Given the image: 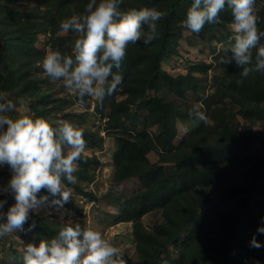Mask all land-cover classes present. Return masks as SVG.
<instances>
[{"label":"trees","instance_id":"16d2710c","mask_svg":"<svg viewBox=\"0 0 264 264\" xmlns=\"http://www.w3.org/2000/svg\"><path fill=\"white\" fill-rule=\"evenodd\" d=\"M88 2L8 0V9L0 8V103L27 101L31 104L28 114L32 118L43 117L51 122L53 117L67 121L69 107L80 105L90 109L91 97L81 102L76 92L75 96L58 97L45 90L49 77L38 75L43 72L42 60L46 53L36 46L39 35L47 33L48 44L62 54H72L73 39L80 34L68 32L65 37H58V23L82 13ZM258 2L262 5L259 27L264 29V0ZM190 4L191 0H123L121 5L123 9L156 7L165 15L158 21L156 40L148 46L139 42L128 46L119 69L122 84L111 95L98 99L94 109L96 116L106 117L105 130L117 140L113 156L115 168L154 170L155 180L124 200L125 208L116 222L133 223L138 264H159L162 256L169 264H246L250 259L264 263V234L257 233V228L264 223L261 219L264 217V156L250 153L255 144H261L264 149V73L253 72L242 78L239 75L242 68L235 62L220 63L221 57L231 55L228 50L220 51L216 56L219 73L210 95L213 102L208 98L204 101L206 107L212 106L206 114L207 123L201 122L180 144L174 145L180 123L199 122L194 114L198 111H190L193 112L190 116L177 103L186 100L190 92L203 97L196 91L197 70L174 77L162 68L164 61L179 54V42L186 27L182 21ZM219 16L221 23L205 24L199 33L193 34L208 43L217 40L215 34L224 38L222 31L231 23L232 16L227 8ZM165 94H172L173 101H167ZM141 107L146 112L145 127L156 128L155 134L139 133L137 127H124L125 121L140 117ZM232 112L251 120L250 124L244 128L230 124ZM9 115L18 117L17 111ZM256 126L260 127L259 131L254 130ZM82 133L84 141L94 148L102 146V137L84 130ZM167 146L174 150L163 152ZM151 153L161 155L163 162L160 163H171L174 170L166 172L163 165L152 164L148 158ZM100 165L97 156L81 154L73 173L75 181L63 182L77 189L80 195L94 198L76 182H92ZM10 176L8 169L5 182ZM11 202H15L13 198ZM63 207L75 211L74 202H67ZM153 211L162 213L164 221L148 229L141 219ZM33 221L36 226L24 238L27 244L37 246L42 239L53 237L63 224L49 217L31 215L24 225L25 231ZM185 234L190 244L181 249ZM254 234L261 243L259 248L250 246ZM199 236L206 242H199ZM172 249L179 253L178 258L172 257ZM15 254L22 264L23 255Z\"/></svg>","mask_w":264,"mask_h":264},{"label":"clouds","instance_id":"9594fccd","mask_svg":"<svg viewBox=\"0 0 264 264\" xmlns=\"http://www.w3.org/2000/svg\"><path fill=\"white\" fill-rule=\"evenodd\" d=\"M122 3L123 0H89L82 13L61 19V32L80 34L72 54L49 50L42 60L45 74L53 81H62L68 91H75L81 102L85 97L102 99L111 95L122 84L119 69L128 46L138 42L148 46L158 38L163 11L156 7L123 9ZM255 3L256 0H191L182 21L188 30L199 33L205 24L221 23L219 13L229 9L233 43L228 50L231 55L221 57L220 63L235 62L242 68V78L253 72L264 73V29L259 27ZM16 108L12 101L0 103V167L6 165L11 174L7 183L0 185V237L25 230L30 213L42 206L63 208L71 195L63 181H75L76 161L85 151L79 126L27 115L11 118L9 114ZM194 114L207 123L205 113ZM9 195L15 202L5 211ZM261 219L264 221V217ZM35 226L34 221L28 223L27 231ZM257 233L264 234V223ZM250 246L261 247L255 234ZM22 264H126V260L101 232L69 221L38 246L27 244Z\"/></svg>","mask_w":264,"mask_h":264},{"label":"rangeland","instance_id":"374dc122","mask_svg":"<svg viewBox=\"0 0 264 264\" xmlns=\"http://www.w3.org/2000/svg\"><path fill=\"white\" fill-rule=\"evenodd\" d=\"M8 0H0V8L5 10L8 9ZM262 5L256 0L255 11L258 16ZM225 34L224 38H220L218 34L216 41L212 43L202 42L199 37L193 34L186 27L184 28L183 37L179 42L178 55H174L172 58L167 59L162 63V68L167 71L170 75L176 77L178 75H187L191 70H197V88L196 91L201 93L203 97L197 96L196 93L190 92L188 98L183 100L178 104V108L184 113L190 111H200L208 114V111L212 109V106L206 107L204 104L205 99L208 98L210 103L213 102L211 93L214 91V79L219 73L216 70V56L220 51L229 50L230 45L233 41L230 39L232 32L229 25L225 30L222 31ZM1 34V33H0ZM67 33L58 32L56 36L65 37ZM76 39H73V43ZM49 34H40L38 40L36 41V46L41 50H45V53L49 50H57L54 46L48 44ZM74 45V44H73ZM205 65H210L211 68L207 69ZM40 72L38 77L46 78L44 70ZM45 90H50L57 94L58 97H68L75 96V91H68L63 85L62 81H53L49 77V82L45 85ZM167 101H173L172 94L164 95ZM99 98L91 97L90 109H85L80 105H75L69 107L67 113L70 114V118L67 121L79 126L82 130L94 133L99 137H102L103 144L101 147L94 148L91 144L85 142V151L82 153L89 157L97 156L101 161L100 167L97 169L95 179L90 183L76 182V184L83 187L87 193H92L93 197H88L80 195L74 187H67L70 190V199L68 202L75 203V211L71 212L65 207L63 208H49L40 207L31 215H37L42 217H49L50 220L56 223H67L72 221L73 223H80L82 227L87 225L89 228L101 232L105 238L110 240L114 246L120 249L121 254L126 260V264H138L139 255L136 252L135 240L133 237V223L132 222H116L117 219L122 215L124 200L130 195L139 192L144 187L150 185L154 180V170H118L114 166L113 156L117 149V140L107 133L106 128V117L96 116L94 109ZM175 99V98H174ZM176 101V99H175ZM16 111L18 117L22 115L32 116L28 114V108L30 103L27 101H21L17 103ZM109 113L107 110L106 114ZM146 112L144 107L140 109V117L134 121H125L124 127L132 128L137 127L139 133L151 132L155 134L157 132L156 128L147 129L144 125V116ZM54 122H59L57 118L53 117ZM203 122L193 123H180L179 134L174 145H178L181 141L193 130L198 128V125ZM251 120H245L236 113H231L230 124H239L241 128L247 127ZM212 124V123H211ZM209 127L205 131L209 132ZM255 131H259L260 127H254ZM110 134V135H109ZM173 146V145H172ZM172 146H167L162 149L163 152L168 153L173 149ZM174 150V149H173ZM251 155L262 158L264 156V149L261 144H255L252 146ZM150 162L156 165H163L166 172L174 170V166L171 163H164L161 155L158 153H151L148 156ZM8 172V167L5 165L0 167V185H4L6 176ZM3 198V197H0ZM11 195L7 197V204L5 205V211L7 208L13 204L11 202ZM203 209V208H202ZM201 209V211H202ZM159 211H153L142 217L141 222L143 225L152 229L158 223L164 221L162 215ZM188 234H185L181 238V249L189 246L190 241ZM24 236H30V231L17 230L15 233L8 234L6 236L0 237V264H19L15 253L24 254L25 246L27 245ZM201 243H205V239L201 236L197 239ZM171 255L173 258H178L179 253L177 251L171 250ZM162 260L159 264H169L165 256H162ZM130 261V262H129ZM246 264H264L256 259H250Z\"/></svg>","mask_w":264,"mask_h":264}]
</instances>
